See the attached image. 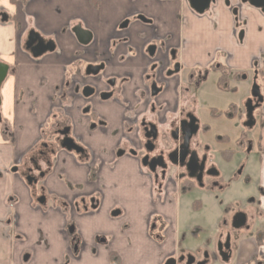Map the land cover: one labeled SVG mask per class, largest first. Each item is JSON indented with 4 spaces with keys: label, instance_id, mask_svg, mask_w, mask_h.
<instances>
[{
    "label": "crops",
    "instance_id": "1",
    "mask_svg": "<svg viewBox=\"0 0 264 264\" xmlns=\"http://www.w3.org/2000/svg\"><path fill=\"white\" fill-rule=\"evenodd\" d=\"M225 1L215 0L208 12L197 15L186 0H98L96 7L92 0H31L26 4L7 0L12 13L7 21L13 24L6 27L0 19V63L10 69L0 88V264H164L177 252L179 239L185 243L186 236L177 226L176 203L172 199L155 203L151 183L140 173L138 161L115 157L123 110L112 101L94 98L90 119L81 113L83 103L75 102L74 134L92 149L99 168L91 177L90 168L58 151L44 178V187L53 196L47 198L44 211L31 206L25 183L11 169L20 157L37 148L40 127L55 104L66 69L105 61V77L130 73L123 97L134 104L133 94L141 87L147 66L143 52L153 36L176 51L186 70L208 68L217 54L229 56L226 67L233 71H249L253 58L264 60V13L240 6L239 0H230L226 7ZM1 5L0 14L6 9ZM235 7L241 20L238 26L231 12ZM137 15L150 23L139 21ZM126 20L128 25L121 30ZM72 22L91 33L89 46L79 45L71 33ZM30 27L51 38L54 52L34 60L23 49L22 34ZM235 28L244 32L241 40L234 35ZM174 98L171 85L160 100L172 103ZM96 122L103 123V131L91 129ZM5 127L13 138L4 134ZM260 135L264 148V127ZM263 164L258 180L264 191ZM82 197H96L97 210L64 217L53 200L72 203ZM114 211L119 215L112 217ZM155 218L166 223L164 233L149 232ZM70 227L79 243L77 255ZM158 233L161 240L155 237ZM256 253L253 242L244 240L237 247L234 264H247Z\"/></svg>",
    "mask_w": 264,
    "mask_h": 264
},
{
    "label": "flooded vegetation",
    "instance_id": "2",
    "mask_svg": "<svg viewBox=\"0 0 264 264\" xmlns=\"http://www.w3.org/2000/svg\"><path fill=\"white\" fill-rule=\"evenodd\" d=\"M21 1L26 4L31 0ZM239 5L243 6L240 1ZM259 11L264 13V10ZM231 12L234 15L236 25H240L241 20L238 15V8H232ZM137 17L141 16L137 15ZM3 18H6V20H3ZM0 19L7 21L8 18L4 13H1ZM138 20L142 21L139 18ZM124 23L128 25L127 20L121 25ZM144 23L149 24L150 22ZM70 26L71 33L73 28L81 27L80 23L75 24L74 22ZM30 33L37 35V42L41 41L44 49L53 48L55 50V45L51 38L46 37V35H43L33 27L27 28L22 34V47L24 50ZM234 35L241 40L244 32L235 28ZM91 42L92 39L86 46L78 43L82 48H85ZM150 47H155L153 56L149 55L148 49ZM26 52L31 55L29 51ZM85 53L82 52L81 55H85ZM143 56L147 59V66L141 74V87L133 94L135 97L134 104L123 97L124 87L132 79L130 73L105 77V61L97 64H88L70 71L68 69L65 70L64 80L55 93V104L51 107L47 121L40 127L41 135L37 148L29 151L25 157H20L13 167V169H16L14 174H17L25 183L30 195L31 191L34 193L35 197L32 198L31 196V206L34 209L44 211L43 207L47 198H53L51 193L44 187V178L51 170L57 152H66L61 149V144L65 139L72 140L82 150V153L79 154L66 153L73 157L78 165L90 168L91 177L95 176L99 168V164L95 162L92 149L74 134L75 123L72 109L77 101L83 103L81 113L88 119L94 114L92 109L94 98L101 102L112 101L121 107L123 110L121 117L122 128L114 151L115 157L119 159L127 156L138 161L140 173L148 178L151 183V196L155 203H163L170 199L176 203V198L181 193L191 191L196 187L202 188L205 177L217 178L219 176L215 168L207 167V164H211L209 156L211 150L203 138L211 132L212 127L209 123L202 121L195 106L199 100L200 93L208 85L207 83L211 76L214 78L215 90L217 89L221 92V87L231 80L235 81L239 78L246 82L248 75H251L250 90L244 104L245 117L242 127L246 130H252L258 124L261 132L264 127V60L253 58L249 71H233L226 67L229 56L217 54L208 68L186 70L181 67L176 51L167 49L163 39L161 40L155 36L147 43ZM77 57H80V55H77ZM40 58L33 59L38 60ZM89 66H103V70L96 76H86L85 71ZM9 72L10 69L8 68ZM171 85H173L175 96L174 102L161 101L160 97L169 91ZM253 86L258 89L256 98L251 96ZM100 87H103V90ZM90 90L92 91L91 94L85 96V93ZM104 96L108 98L104 99ZM247 103L254 107L252 113L254 125L251 128L244 126L247 122L245 108ZM208 115L213 121L220 119L222 114L216 107L209 106ZM102 125L103 123L101 122L93 123L91 124V129L98 127L103 131L104 127ZM194 128H196L195 133L192 132ZM3 132L13 138L7 127L3 129ZM223 140L228 142L229 138L226 137ZM236 144L239 146L242 142L237 141ZM246 145L249 146L248 151L252 150L253 146L256 145V149L260 154L259 161L264 159V148L261 146L260 134L256 141L246 140ZM118 152H124V155L117 157L116 154ZM220 153L227 163L231 162L232 157L235 155L234 150H224L220 151ZM24 158L26 162H24ZM40 164L44 165V170ZM211 172H215L217 175L213 176L210 174ZM27 180H29V183ZM261 195L258 202L259 212L257 215H255L253 210H240L233 216L230 225L231 231L244 230L248 233L239 238L236 237L237 240L234 244L235 235L232 234L233 232L228 233L220 230L216 255L210 256L205 252H201L200 249L184 251L182 246L183 239L181 238L178 242L177 252L169 256L166 261L173 259L176 261L175 264H210L213 258V260H220L223 264H234L238 245L244 240H250L253 242L255 249H257V253L247 264H264V191L262 189ZM42 199L43 203H40L39 201ZM53 200L64 217L70 218L74 214L94 212L98 207V199L96 197L77 198L72 203L67 202L63 198ZM61 204L65 206V211L61 209ZM93 206L95 209H92ZM193 209L198 210L199 204H196ZM115 212L118 211L113 213ZM237 215H243L244 218V225L239 228L234 227L237 223L234 222V218ZM14 217L16 218V216ZM13 221L16 223L17 220L13 219ZM70 228L73 229L71 234L68 230L71 238L72 236L74 237V228ZM166 228L167 225L161 218H155L149 227V232L152 233V231L158 230L162 234ZM189 236L195 237L196 233L192 232ZM155 237L162 239L160 234ZM78 245L77 240L74 245L72 244L74 255H77Z\"/></svg>",
    "mask_w": 264,
    "mask_h": 264
},
{
    "label": "rangeland",
    "instance_id": "3",
    "mask_svg": "<svg viewBox=\"0 0 264 264\" xmlns=\"http://www.w3.org/2000/svg\"><path fill=\"white\" fill-rule=\"evenodd\" d=\"M6 2L7 0H0L6 8L4 15L11 17L12 13ZM3 24L9 25L6 27L10 28L13 21H3ZM251 79L249 74L246 82L239 78L231 80L223 85L219 92L215 90L214 78L211 76L195 104L202 121L212 127L211 132L203 139L211 150V164H207V167L215 168L219 176L205 177L202 188L196 187L176 198L177 226L180 233L186 236L182 245L186 248L183 247L184 251L200 249L210 256L216 255L220 230L233 232L230 227L233 216L240 210H253L255 215L259 212L258 202L262 196V188L259 186L258 174L264 159L259 161L260 154L256 145L248 151L246 140L256 141L260 129L258 124L252 130L242 127L245 117L244 104ZM209 106H214L221 112L220 119L211 121L208 115ZM226 137L229 138L228 142L223 140ZM237 141L242 144L238 146ZM224 150L235 152L229 163L221 156L220 151ZM196 204H199L198 210L193 209ZM192 232L196 233L195 237L188 236ZM232 234L235 235L234 244L237 238L248 233L240 230ZM210 264L223 263L212 258Z\"/></svg>",
    "mask_w": 264,
    "mask_h": 264
},
{
    "label": "water",
    "instance_id": "4",
    "mask_svg": "<svg viewBox=\"0 0 264 264\" xmlns=\"http://www.w3.org/2000/svg\"><path fill=\"white\" fill-rule=\"evenodd\" d=\"M189 7L191 8V10L196 13L197 15H203L204 13H206L210 6L215 4V0H186ZM241 4H247L250 7H253L255 9H259L261 11L264 10V0H239ZM225 6L229 7L230 6V0H226L225 1ZM140 20H142L143 22H146L142 17H138ZM3 20H6V18H3ZM127 23H124L123 25L120 26V29H124L126 28ZM72 33L75 36V38L77 39V41L83 45L86 46L90 43L91 39H92V35L90 32L82 29L81 27H75L72 29ZM241 36V35H240ZM36 43V45H35ZM43 43L41 41L37 42V35H35L34 33H30L29 36L27 37V42L25 43V50L29 51L31 56L34 59L40 58L43 54H45L46 52H53V48H47L44 49L43 48ZM149 51V55L153 56L154 51H155V47H150L148 49ZM101 70H103V66H99V67H87L86 71H85V75L86 76H96ZM8 75V66H6L3 63H0V88L1 85L3 84V82L5 81L6 77ZM257 88H252V92H251V96L253 98H256L257 96ZM91 90L87 93H85V96H89L91 94ZM104 99H107V96L103 97ZM0 106H1V100H0ZM246 108V119L247 122L244 124L245 127L247 128H251L254 125V121H253V117H252V113L254 110V107L250 106V103H247L245 105ZM196 128H194V130H192L193 133H195ZM191 132V133H192ZM61 149L65 150L68 153H75V154H79L82 153V150L77 147L72 140L70 139H65L62 144H61ZM122 155H124V152H118L116 154L117 157H121ZM12 173L16 172V169H12L11 170ZM213 176H216L217 174L215 172H211L210 173ZM29 183V180H27ZM40 203H43V199L39 201ZM91 203H93V201H91ZM92 209H95V207L93 206ZM118 212H115L112 214V216H117ZM234 222H237L234 227L235 228H239L241 226L244 225V218L243 215H237L234 218ZM73 232V229L70 228L69 229V233L71 234ZM221 257H223V255H221ZM224 261H226L224 259ZM176 261L173 259H170L168 261H166L165 264H175Z\"/></svg>",
    "mask_w": 264,
    "mask_h": 264
},
{
    "label": "trees",
    "instance_id": "5",
    "mask_svg": "<svg viewBox=\"0 0 264 264\" xmlns=\"http://www.w3.org/2000/svg\"><path fill=\"white\" fill-rule=\"evenodd\" d=\"M97 4H98V0H92V5L93 6H97ZM31 196H32V198H34L35 197V195H34V193H32V191H31ZM61 209L63 210V211H65L66 210V208H65V206L63 205V204H61ZM158 240H161V238H157ZM71 242H72V244L74 245V243H76V239H74V237L72 236L71 237Z\"/></svg>",
    "mask_w": 264,
    "mask_h": 264
}]
</instances>
